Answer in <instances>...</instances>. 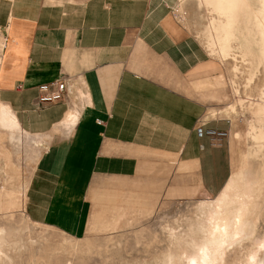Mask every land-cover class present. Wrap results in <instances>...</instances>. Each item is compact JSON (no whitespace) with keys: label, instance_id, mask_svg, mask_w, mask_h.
Returning a JSON list of instances; mask_svg holds the SVG:
<instances>
[{"label":"crops","instance_id":"1","mask_svg":"<svg viewBox=\"0 0 264 264\" xmlns=\"http://www.w3.org/2000/svg\"><path fill=\"white\" fill-rule=\"evenodd\" d=\"M178 2L0 0V144L12 152L17 132L41 140L37 192L66 199L67 214L99 177L174 200L193 188L214 197L229 179L227 142L196 137L198 105L182 93L207 60L175 22ZM58 79L67 97L36 109L38 86Z\"/></svg>","mask_w":264,"mask_h":264},{"label":"rangeland","instance_id":"2","mask_svg":"<svg viewBox=\"0 0 264 264\" xmlns=\"http://www.w3.org/2000/svg\"><path fill=\"white\" fill-rule=\"evenodd\" d=\"M173 18L195 42L197 59L207 60L183 76V95L197 102L199 122L230 130L223 189L208 197L193 188L174 200L152 185L147 194L135 180L99 177L83 206L67 214L66 199L37 192L41 140L17 132L12 152L0 144V264H184L208 239L205 206L236 193L253 233L225 249L219 264H249L264 240V0H249L247 9L240 0H179Z\"/></svg>","mask_w":264,"mask_h":264},{"label":"bare ground","instance_id":"3","mask_svg":"<svg viewBox=\"0 0 264 264\" xmlns=\"http://www.w3.org/2000/svg\"><path fill=\"white\" fill-rule=\"evenodd\" d=\"M248 1L240 0L244 9L248 8ZM237 10L240 11L239 6ZM261 112L264 113V109H261ZM238 137L239 135L235 134V138ZM233 197L224 195L217 201L208 199L210 202L205 206V210L209 214V225L204 231L208 239L197 247L196 252L186 257L184 264H219L223 260L225 249L250 239L254 224L247 220V205L240 200L241 196L237 193ZM247 262L264 264V240L252 248Z\"/></svg>","mask_w":264,"mask_h":264},{"label":"built area","instance_id":"4","mask_svg":"<svg viewBox=\"0 0 264 264\" xmlns=\"http://www.w3.org/2000/svg\"><path fill=\"white\" fill-rule=\"evenodd\" d=\"M22 87L18 85L17 89ZM69 92V88L64 80H53L44 83L37 88V97L34 101L36 109L45 105L53 104L64 100ZM98 123H101L98 121ZM195 135L197 138H207L211 147L221 148L225 142H228L230 130H220L217 128L207 127V122H197L195 126ZM202 148V147H201Z\"/></svg>","mask_w":264,"mask_h":264}]
</instances>
